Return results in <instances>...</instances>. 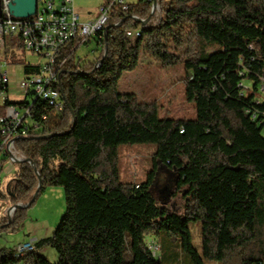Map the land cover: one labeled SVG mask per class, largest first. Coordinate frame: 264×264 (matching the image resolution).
I'll list each match as a JSON object with an SVG mask.
<instances>
[{
	"label": "trees",
	"instance_id": "trees-1",
	"mask_svg": "<svg viewBox=\"0 0 264 264\" xmlns=\"http://www.w3.org/2000/svg\"><path fill=\"white\" fill-rule=\"evenodd\" d=\"M160 2L161 21L134 43L125 30L141 22L112 14L99 66L76 59L88 39L62 48L58 87L66 107L17 146L42 178L39 194L46 185L64 187L66 211L54 233L22 258L0 248V264H163L148 246L162 234L180 240L193 264H264V0ZM128 11L148 18L150 3H129ZM142 50L164 66L183 63L196 118L161 117L156 101L120 91ZM135 143L157 145L155 167L145 182H123L119 146ZM160 164L177 175L180 210L151 190ZM14 181L12 190L0 182V197L31 202L39 185L35 168L21 162ZM26 209L16 208L11 221L0 217V232L20 228ZM192 221L201 222V251L193 245ZM46 245L57 250V262L40 252Z\"/></svg>",
	"mask_w": 264,
	"mask_h": 264
},
{
	"label": "built area",
	"instance_id": "built-area-1",
	"mask_svg": "<svg viewBox=\"0 0 264 264\" xmlns=\"http://www.w3.org/2000/svg\"><path fill=\"white\" fill-rule=\"evenodd\" d=\"M12 1L0 0V182L6 163L27 158L17 141L38 135L49 114L60 113L66 107L58 87L60 69L65 63V59L58 61V56L66 43L77 37L82 41L94 37L101 50L106 49L103 39L114 12L123 19L130 17L141 22L139 27L125 30L132 43L145 28L162 19L160 0H146L151 7L149 20L129 14L128 0H103L97 15L89 20H82L75 0H37L36 13L27 18L13 15L9 7ZM22 49L34 55L37 62H23ZM100 64L97 59L96 65ZM14 209H8L9 217ZM36 241V237H31L18 243L15 257L20 259L33 250ZM148 246L156 258L161 257V245L156 239H150Z\"/></svg>",
	"mask_w": 264,
	"mask_h": 264
},
{
	"label": "rangeland",
	"instance_id": "rangeland-1",
	"mask_svg": "<svg viewBox=\"0 0 264 264\" xmlns=\"http://www.w3.org/2000/svg\"><path fill=\"white\" fill-rule=\"evenodd\" d=\"M103 0H75L76 9L87 13L88 10L95 11L94 6L99 7ZM139 0H128L130 3H137ZM215 49L210 48V51ZM101 47L94 37L88 38L77 53L76 59L81 58V63H92L97 61ZM24 57L23 62L36 63L37 58L31 53L21 50ZM14 65L11 66L13 71ZM185 68L182 62L174 65L164 66L152 59L149 54L142 50L140 61L136 68L126 71L120 79L119 88L122 93H134L140 101L158 103L159 115L170 118L194 119L197 117V108L194 101L186 98L183 77ZM245 85L251 86V82L244 81ZM157 145L155 143L122 144L119 146V170L120 179L123 182H145L149 173L154 169L155 162L153 153ZM21 162L6 163L2 182L7 189L12 190L16 171L20 168ZM156 173L158 176L153 181L151 190L161 203L166 199L167 205L175 210L182 208L180 194L176 196L174 187L177 175L166 164H160ZM165 167V169H164ZM164 170V171H163ZM259 181H263L259 177ZM262 189V187H261ZM166 197V198H165ZM11 199L0 197V217H9L8 209L12 207ZM66 193L62 186L46 185L38 194L35 202L26 209V216L22 226L16 230L6 229L0 232V248H13L22 241H26L35 235L44 238L52 235L58 227L66 211ZM18 208V207H17ZM16 209V208H15ZM13 211V214L15 212ZM13 214L9 217L12 220ZM193 236V245L201 251V222H190ZM158 241L162 244L160 254L163 257V264H193L190 257L182 250L180 240L170 239L162 234ZM40 252L50 262L58 261L57 250L46 245ZM205 264H221L217 261L206 260Z\"/></svg>",
	"mask_w": 264,
	"mask_h": 264
},
{
	"label": "water",
	"instance_id": "water-1",
	"mask_svg": "<svg viewBox=\"0 0 264 264\" xmlns=\"http://www.w3.org/2000/svg\"><path fill=\"white\" fill-rule=\"evenodd\" d=\"M9 7H10V10L14 16L27 18V17H30L36 13L37 0H13L10 3ZM0 16H1V13H0ZM150 18H151V15L147 18V20H149ZM25 161L29 162L35 168V171L39 176V185H38L36 192L34 193V196L31 200V202L26 203V204L21 203V202H17L15 205H13L14 208L28 207L33 201L36 200V198L39 194L40 187L42 186V178L39 175V172H38L37 168L35 167L34 162L29 158H26Z\"/></svg>",
	"mask_w": 264,
	"mask_h": 264
},
{
	"label": "crops",
	"instance_id": "crops-1",
	"mask_svg": "<svg viewBox=\"0 0 264 264\" xmlns=\"http://www.w3.org/2000/svg\"><path fill=\"white\" fill-rule=\"evenodd\" d=\"M94 7H96V8H95V11H90V10H88V12H87L86 14L78 10V12H79L80 15H81L82 20H89V19L94 18V17L97 15V13H98V7H97V6H94ZM160 167H162V166H160ZM160 167H159V168H160ZM164 169H165V167H164ZM163 171H164V170H163ZM162 175H163V173H161V174H159V175H156L155 178H158V176L160 177V176H162ZM165 198H166V197H165ZM167 198H168V197H167ZM167 198H166V199H167ZM166 199H163V200H165L163 204H168L167 201H166ZM31 237H36L37 240L42 239V238H39V237H37V236H35V235H33V236H31ZM15 246H16V245H15ZM15 246H14V247H15ZM14 247H13V248H14Z\"/></svg>",
	"mask_w": 264,
	"mask_h": 264
}]
</instances>
